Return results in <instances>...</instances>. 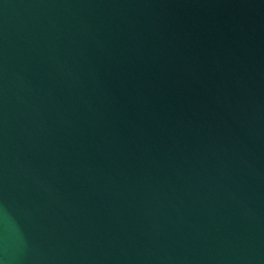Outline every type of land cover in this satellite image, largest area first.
Wrapping results in <instances>:
<instances>
[{
	"label": "water",
	"instance_id": "95a60500",
	"mask_svg": "<svg viewBox=\"0 0 264 264\" xmlns=\"http://www.w3.org/2000/svg\"><path fill=\"white\" fill-rule=\"evenodd\" d=\"M0 264H264V0H0Z\"/></svg>",
	"mask_w": 264,
	"mask_h": 264
}]
</instances>
